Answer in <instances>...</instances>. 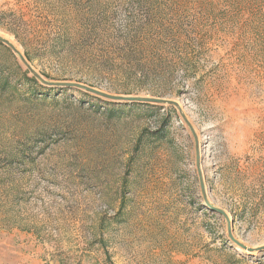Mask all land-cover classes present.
Listing matches in <instances>:
<instances>
[{
    "label": "rangeland",
    "instance_id": "374dc122",
    "mask_svg": "<svg viewBox=\"0 0 264 264\" xmlns=\"http://www.w3.org/2000/svg\"><path fill=\"white\" fill-rule=\"evenodd\" d=\"M159 1L0 0V36L48 81L176 101L198 138L208 200L226 211L235 239L262 246L264 0H210L212 14L199 0ZM94 11L119 34L91 28ZM155 18L175 24V35L152 58L127 57L125 24ZM82 50L108 60L74 54ZM0 62L22 65L6 45ZM138 64L164 70L144 78ZM35 88L80 109L40 104V130L66 129L40 136L36 166L10 174L21 188L12 204L0 194V264H264V251L237 247L223 216L203 206L194 138L175 106L112 117V105L74 89Z\"/></svg>",
    "mask_w": 264,
    "mask_h": 264
},
{
    "label": "trees",
    "instance_id": "16d2710c",
    "mask_svg": "<svg viewBox=\"0 0 264 264\" xmlns=\"http://www.w3.org/2000/svg\"><path fill=\"white\" fill-rule=\"evenodd\" d=\"M145 1L151 4L153 0ZM177 1L178 0H164L162 2L159 1L157 4L160 5L161 3L165 4V2ZM199 1H202L200 4L204 6L206 12L212 14L215 11V1ZM224 1L226 6L232 7V2L230 0ZM218 4L219 3L217 2V5ZM101 13L102 12L99 11L98 14H95L94 11L91 14V18H88V25L91 28L102 27V32H104V28L106 27L105 31L110 29L111 32H115V34L118 35L120 30L111 27L109 25L108 16H100ZM147 20V22H138V24L131 21L125 24L124 28L121 30L122 42H125L123 44L126 46L124 47V50L126 51L127 57L136 59V56L147 54L145 56L146 58H152L154 50L161 47V45L166 46L165 42L170 40L177 31L175 24L169 23L167 25V22H164L162 19L158 20V18H155L152 21L149 19ZM172 23L176 22L173 21ZM152 31L156 33L157 37H162L161 42H152L154 40L145 38L148 36V32ZM139 38H142V41H144L141 45L136 43ZM2 45L4 44L0 41V46ZM155 45L158 46L155 47ZM163 46L162 48H164ZM74 54L85 58L98 59L101 63L104 59L105 63L108 60L105 58L107 54H100L94 51L82 50L77 51ZM25 57L29 60L27 52L25 53ZM21 69L22 65L19 63L14 66H7L0 62V194L7 197L9 204H12L18 198L19 191H21V188L18 185L20 180L10 179V174L14 173L17 169L23 172L27 169L31 170L36 166L37 161L35 160L33 153L34 151L36 153L40 151V146H38L40 136L50 137L56 135L59 130L64 131L66 129V125H56L52 122H45L42 130H40V104H50L52 110L80 109L78 104L73 106H71V104H61L58 98L51 96L50 93L45 94L40 98V92L37 94L35 93V86L47 88L50 90L49 92H65L67 90L74 89L86 95L92 96L98 101H103L113 106L109 109V112L113 114H111L112 117L123 114L124 108L129 106H158L157 104L151 103L116 102L107 100L78 88L40 85V82L29 72L28 69ZM157 70L162 71L164 68H158L154 65L150 66L138 64V68L133 69L135 73H139L144 78H148L149 75L153 74ZM25 84L28 85L27 89L24 88ZM51 118V116L46 117V119ZM53 141L56 142V140ZM136 147L137 143H135L133 149ZM123 199L124 198H122L119 204L116 216L120 215V211L123 206ZM103 224L104 220L101 219L98 227L97 238L99 244L102 243Z\"/></svg>",
    "mask_w": 264,
    "mask_h": 264
},
{
    "label": "water",
    "instance_id": "95a60500",
    "mask_svg": "<svg viewBox=\"0 0 264 264\" xmlns=\"http://www.w3.org/2000/svg\"><path fill=\"white\" fill-rule=\"evenodd\" d=\"M0 41L9 47L13 53L17 56L21 64L29 70V72L41 83L46 86H56V87H72V88H78L80 90L89 92L91 94L97 95L99 97H102L107 100H112L116 102H139V103H151V104H157V105H172L175 106L180 113V115L183 117L184 121L186 122L190 132L192 133V136L194 138V146H195V156H196V170H197V175H198V181H199V186H200V192H201V197L203 201V206L209 209L210 211L216 212L218 214H221L223 218L225 219L226 222V230H227V235L228 238L230 239L231 242H233L237 247L241 248L242 250H245L249 253L256 252V251H264V245L258 246V247H248L241 242H239L237 239L234 238L231 230V222L228 214L226 213L225 210L222 208H219L217 206H214L213 204L210 203L208 200L207 194H206V189H205V184H204V179L202 176V171H201V165H200V154H199V147H198V138L197 135L186 119L185 115L182 112L181 107L179 104L170 99L162 98V97H150V96H132V95H120V94H112L103 90H100L98 88H94L92 86L79 83V82H72V81H48L44 79L40 74H38L30 65L29 61L27 58L7 39L4 37L0 36Z\"/></svg>",
    "mask_w": 264,
    "mask_h": 264
}]
</instances>
